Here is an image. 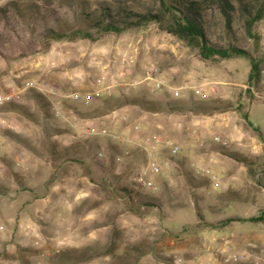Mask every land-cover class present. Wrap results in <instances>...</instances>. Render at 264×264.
<instances>
[{"label": "rangeland", "instance_id": "obj_1", "mask_svg": "<svg viewBox=\"0 0 264 264\" xmlns=\"http://www.w3.org/2000/svg\"><path fill=\"white\" fill-rule=\"evenodd\" d=\"M112 1L0 0V95L21 90L18 102L0 105V264H264V18L257 50L241 30L235 37L262 60L255 86L248 59L202 60L151 22L45 49L48 30L86 29ZM120 1L135 12L151 2ZM209 14L213 41L224 44L218 14ZM148 67L181 97L134 85ZM103 86L110 97L69 98ZM209 108L218 109L200 113ZM147 150L160 175L148 172Z\"/></svg>", "mask_w": 264, "mask_h": 264}, {"label": "trees", "instance_id": "obj_2", "mask_svg": "<svg viewBox=\"0 0 264 264\" xmlns=\"http://www.w3.org/2000/svg\"><path fill=\"white\" fill-rule=\"evenodd\" d=\"M112 2L99 4L91 18V15L87 13H85L86 15L83 14L84 17L90 18V25L86 29L72 28L69 31H64L58 27L48 30L45 34L47 43L45 49L49 48L51 41L93 40L94 34H119L128 28L142 27L151 22L161 31L178 39L186 48H196L198 56L202 60H226L232 57L248 59L250 63L248 82L254 86L259 84L262 60L247 51L245 47L236 44L235 37L237 32L241 30L245 38L253 42L254 48L256 50L259 48L260 36L254 28L264 18V0H151L149 7L141 12L129 10L120 0H113ZM211 11H215L221 20L223 35L226 38L224 44L213 41L209 20L211 17L209 12ZM33 97L40 108H48L49 103L46 98L39 94H33ZM14 103L16 102L9 104L13 105ZM122 103V106H136L153 114L163 111L158 104L152 101L124 99ZM224 108L226 109L228 106ZM217 109H204L200 110V113L208 115ZM238 113L240 114L239 111ZM240 118L248 127L258 131L250 123L247 114H241ZM186 180L191 181L189 178ZM202 184L199 183L198 185ZM122 192L126 200L131 203V193L125 189ZM145 205L153 207L154 203ZM130 211L135 213V210ZM261 220V217L248 219L251 222ZM230 221L233 220L227 219L221 223H229Z\"/></svg>", "mask_w": 264, "mask_h": 264}, {"label": "built area", "instance_id": "obj_3", "mask_svg": "<svg viewBox=\"0 0 264 264\" xmlns=\"http://www.w3.org/2000/svg\"><path fill=\"white\" fill-rule=\"evenodd\" d=\"M157 70L154 68H145L143 71L142 79L139 82H136L134 85H145L151 93H158L162 92L165 93L168 97L172 99H178L181 97V88H175L170 85H168L164 80L159 79L157 76ZM98 83H101L100 80H98ZM33 87L32 83L26 82L24 84V89H29ZM199 95H201V92H197ZM21 90H15V91H9L4 93L3 95H0V105L10 103V102H18L20 100ZM112 95V88L111 86H103L101 88H97L94 91L90 93H73L69 96L71 101L73 102H80L83 104H91L101 98H108ZM90 133H95V131L92 129L89 131ZM149 141L153 143H159L160 139L157 136H152ZM215 141L219 142V138H215ZM221 145L226 146V142H221ZM164 146L167 147L170 154L172 156H176L180 149L179 147L171 140H165ZM101 156V154H99ZM146 158H147V170L149 173L153 175H160L161 174V167L154 161L153 159V152L150 150H147L146 152ZM117 161H120L119 158H117ZM205 173H208V171H205ZM141 185L150 190L155 191L156 188L154 184L150 181H142Z\"/></svg>", "mask_w": 264, "mask_h": 264}]
</instances>
